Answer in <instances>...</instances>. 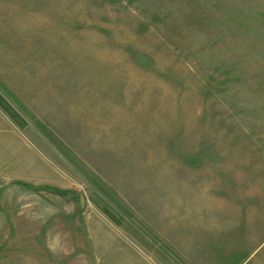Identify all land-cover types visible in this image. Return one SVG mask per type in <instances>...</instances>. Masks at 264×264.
<instances>
[{
  "label": "rangeland",
  "instance_id": "374dc122",
  "mask_svg": "<svg viewBox=\"0 0 264 264\" xmlns=\"http://www.w3.org/2000/svg\"><path fill=\"white\" fill-rule=\"evenodd\" d=\"M0 264H264V0H0Z\"/></svg>",
  "mask_w": 264,
  "mask_h": 264
}]
</instances>
